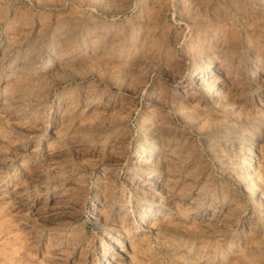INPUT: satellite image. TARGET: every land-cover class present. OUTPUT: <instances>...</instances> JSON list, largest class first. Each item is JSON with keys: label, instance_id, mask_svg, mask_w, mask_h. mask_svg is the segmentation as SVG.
Returning a JSON list of instances; mask_svg holds the SVG:
<instances>
[{"label": "rangeland", "instance_id": "1", "mask_svg": "<svg viewBox=\"0 0 264 264\" xmlns=\"http://www.w3.org/2000/svg\"><path fill=\"white\" fill-rule=\"evenodd\" d=\"M0 264H264V0H0Z\"/></svg>", "mask_w": 264, "mask_h": 264}, {"label": "bare ground", "instance_id": "2", "mask_svg": "<svg viewBox=\"0 0 264 264\" xmlns=\"http://www.w3.org/2000/svg\"><path fill=\"white\" fill-rule=\"evenodd\" d=\"M212 85L213 84H210V87H212ZM152 151H154V149L153 148H150L149 149V153L151 154L152 153ZM144 154V153H143ZM144 156V155H143ZM143 156H139L134 162H133V165L134 166H137V167H144L145 168V170H150L149 168H151V164L152 163H150L148 160H147V158H145V157H143ZM240 165V163H238V162H236L235 163V170H239L241 167L239 166ZM60 192V191H59ZM55 196H57V197H60V196H63V194L62 193H59V194H56ZM95 212H96V210H95ZM53 232H55V234H57V235H60V234H62L63 232L62 231H54L53 230Z\"/></svg>", "mask_w": 264, "mask_h": 264}]
</instances>
